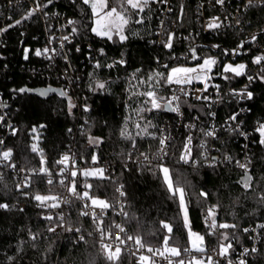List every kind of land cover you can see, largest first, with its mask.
Instances as JSON below:
<instances>
[{
  "label": "trees",
  "instance_id": "obj_1",
  "mask_svg": "<svg viewBox=\"0 0 264 264\" xmlns=\"http://www.w3.org/2000/svg\"><path fill=\"white\" fill-rule=\"evenodd\" d=\"M171 1V9L166 16L163 15L165 4L149 5L140 14L144 22L130 24L125 33L128 39L120 42L118 37L114 36L109 41L90 31L91 9L82 0H53L45 12L51 18L54 12L60 18L63 15L72 16L77 22L78 32L71 33L72 25L68 26L66 33L73 36L70 42H66L68 60L63 56L52 60L44 55H35L36 49L42 50L45 39L39 15L35 13L25 20L28 13L25 2L10 9L7 0H0V28H7L17 20L22 21L4 31L0 41V92L7 100L8 118L14 123L4 143L5 150H11L12 157L0 163V203L9 205L8 209H0V264H110L100 250L94 224L80 214L84 210L82 201L74 200L58 208H38L37 202L31 198L37 193L59 194L65 190L59 184L63 179L59 175L62 166L56 161L69 152L76 157L78 170L105 165L106 175L110 177L99 180L78 174V191H84V184L91 183L97 185L92 190L95 195L113 202L116 187L123 185L127 209L125 225L131 236H140L149 246L161 247L166 234L161 226V221H164L173 225L170 244L181 249L189 246L178 202L167 193L158 167L161 163L155 157L159 147V129L167 120L178 129L175 128L171 153L163 164L171 169L174 183L186 189L193 231L199 234L208 231L204 213L208 207L215 205L218 223L237 225L236 229L227 230L230 235L235 234L231 256L237 254L242 243H252V225L264 221V199H261L264 197V145L259 143V133L255 134L256 143L247 164L251 187L245 189L240 182L245 170L236 164L243 156L241 140L227 130L219 132L216 138L203 135L209 120V108L203 100L189 97H181L180 100L185 120H191L197 114V123L192 130L193 159L196 161L193 166L178 162L188 130L183 125L179 126L177 114L167 111L140 112L139 109L146 107L143 103L145 98L133 96L132 92L145 91L148 83L140 84L139 81H147V77L156 72L167 75L171 67L194 64L205 57L215 56L222 68L226 62L234 60L231 51L238 49L247 33L264 20V9L257 6L247 11L243 15L244 28H229L214 35L197 31L201 17L197 0ZM109 2L114 3V0ZM163 17L165 32L175 31L172 49L163 47L166 33L158 39V25ZM191 28L196 29L195 33L189 31ZM25 49L28 50V59L24 58ZM100 49H103V55ZM192 49L201 58L199 61L192 58ZM121 59L124 64L116 63ZM97 62L101 67H96ZM212 77L211 80L218 82L222 88L244 79V76H231L225 80L216 68ZM68 79L72 86L66 90L64 86ZM97 81L106 84L105 90L95 88ZM172 86L161 83L159 95L170 98ZM22 88L30 91L20 92ZM250 88L253 98L245 102L249 110L242 116L245 127L256 122L264 123V81L259 79ZM45 89L55 91L40 95V91ZM61 90L67 96L62 97L59 94ZM69 100L75 105L71 110ZM242 104L233 94L225 92L217 108L218 122L231 116ZM149 122L152 125L148 128L151 135L142 133L138 136L140 129L136 128V124L144 126ZM41 125L44 127L41 128ZM125 127L131 139L121 136ZM33 128L37 129V133L32 132ZM5 132L6 128L0 126V136ZM37 134L38 141L33 139ZM89 137L100 138L102 142L89 144ZM33 143L38 144L45 165L52 171V185L46 183V176L33 175V170L41 166L40 153L31 151ZM202 143L204 148H201ZM214 148L217 150L214 151ZM208 152H211V157L229 153L232 159L223 165L210 166L206 161ZM141 153L148 156L150 165L147 162L134 164L135 156ZM93 154L98 157L96 164L91 161ZM16 167L31 173L29 187L17 188ZM200 191L209 194L207 200L199 195ZM64 210L65 225L63 223L59 230L49 232L48 223L60 225L59 217ZM48 215L53 220L44 218ZM69 227L72 231L67 230ZM245 228L249 231H243ZM259 234L257 249L253 256L248 257L247 264H264V229H260ZM80 236L84 239L80 240ZM205 243L206 247L216 248L217 237L206 236ZM118 264H137V257L122 251Z\"/></svg>",
  "mask_w": 264,
  "mask_h": 264
},
{
  "label": "snow or ice",
  "instance_id": "obj_2",
  "mask_svg": "<svg viewBox=\"0 0 264 264\" xmlns=\"http://www.w3.org/2000/svg\"><path fill=\"white\" fill-rule=\"evenodd\" d=\"M53 0H47V3H43L42 0H35V6L31 8L27 15L24 17L25 20L31 18L34 16L37 12H43V10L48 7L49 4H51ZM75 2V0H73ZM84 5H88L91 9V15H92V26L90 28V31L95 34L98 37L106 38L107 40L111 41L113 40V37H118L120 42L125 41L128 39V36L125 34L126 30H128L130 24L136 23V24H142L144 22L143 17L140 16L141 13L145 12V9L148 8L150 0H114V3L110 6L109 0H82ZM215 3L224 5L225 0H215ZM253 4V0H248V5L251 6ZM43 14L46 16L47 13L43 12ZM137 17L134 19L133 17ZM22 21L17 20L15 21V24L8 25L7 28L0 29V32L7 31L8 28L14 27L15 25L20 24ZM76 21L68 20L67 24L72 25L71 27V33L75 34L78 32V28L75 26ZM161 24L163 25V21H161ZM222 26V22L220 20V17H214L212 18L208 24L207 29L209 30H215L219 29ZM167 39L162 41L163 47L172 49L173 47V39L174 34L173 33H166ZM253 40H255V37H253ZM68 41L70 42L69 35H64L60 38V48L63 49L64 42ZM51 43V41H49ZM244 44L241 43L238 45V48H243ZM55 53V48H48L45 47L43 50L36 49L35 55L36 56H49V52ZM79 51V49H77ZM192 58L195 60H200L201 58L198 57L195 54V49H192ZM101 55L104 54L103 49H100ZM233 54H239L238 50L234 49ZM25 59H28V50L25 49ZM51 58V57H49ZM254 64L261 65L264 64V54L258 55L253 58L252 61ZM116 63L124 64L125 61L121 59L120 61H117ZM114 65H107V67H113ZM96 67H101L100 63L97 62ZM165 68H168V65H164ZM246 65L244 63H240L238 65H233L231 63L224 64L222 68L218 64V60L214 57H205L202 59V62L198 63L196 66L188 67V66H176L171 67L165 75L162 72H156L154 75H150L147 77V81L140 80V84L148 83V87L145 91H133V96H142L144 97V105L145 108H141L138 111H167V112H175L180 114L181 113V94L184 96H188L190 93L187 90L185 86L192 85L194 82H200L204 84L203 91H207L208 89V81L213 79L211 73L213 72V69L216 68L217 71L221 74L222 78L225 80H228L231 78V76L240 77V76H247L248 81L251 83L255 79H260L264 81V67L260 69L261 75L259 76H253L246 73ZM226 74H231L226 75ZM135 78V77H133ZM155 81L154 83H152ZM161 83L167 84L169 86L176 85L177 89L174 91L173 95L165 99V97L159 95V87L161 86ZM219 87L218 85L216 86ZM95 88L99 90H105L106 84L104 82L97 81L95 84ZM20 92H26L30 91L29 89H19ZM48 91H55L54 89H45L40 91V95H47ZM199 91V90H198ZM62 97L67 96V93L63 90L59 93ZM233 95H238L242 98L246 97L247 99L253 98V93L250 91H247V86H245V89L236 92L233 90ZM197 100L204 99L208 100L209 98L207 96L201 97L199 95L196 96ZM150 105V106H149ZM72 107H75L71 103V100H69V110H71ZM85 111H87V108H85ZM239 113H235L232 116L229 117L231 121H236L237 116ZM4 120L3 116H0V121ZM151 123L141 126V124L137 123L136 128L140 129L139 132H137V135H141L142 133L145 135H151L148 132V128L151 127ZM41 128L44 127V125L40 126ZM191 127V126H189ZM15 129H13V134H15ZM70 131V130H69ZM161 132L159 139V156L162 159L164 156L168 155L167 152V145L169 141L171 140V137L168 135H164V130L159 129ZM256 132L259 133V143L261 145H264V123H260L259 127L255 129ZM33 133H37V129H32ZM121 136H124L125 138H129L130 134L128 133L127 127H125L121 131ZM245 137L247 136V133H241ZM206 137H214L215 132L214 131H205L203 133ZM156 138V137H154ZM34 140H39V135L33 136ZM89 144L92 145H98L102 141L100 138L97 137H89L88 138ZM192 142L193 138L189 135L186 137V141L183 146V150L179 156V161L183 164H192L195 166L196 161L193 159V150H192ZM0 143H3V141H0ZM133 148L136 147L135 142L133 141L132 144ZM205 144H201V148H204ZM31 151L33 153H40V167L39 169L33 170V175H41L46 176L47 180L46 183L48 185L53 184V179L51 175H49V168L45 166L46 161L43 156V152L41 149H39L37 143H33L31 145ZM143 156L144 162H147L149 165L151 164V161L149 160L148 156L144 153L140 154ZM12 157L11 150H5L0 154V161H9ZM226 160L231 161V157L227 156L225 157ZM71 161L72 167L69 168V162ZM91 161L93 164H96L98 162V157L93 154L91 156ZM57 164L61 165L60 168V174L64 176V179H61L59 181V184L66 188L68 195L67 196H61L59 194H34L31 198L37 202L38 208H58L60 204L69 205L74 202V200L79 201H85L83 205V209L81 211V215L83 216H91L93 223L96 225L97 231L100 233V250L104 254L105 259L110 262V264H118V262L121 260V253L124 250L122 248L123 245H125L126 241H133L136 249L135 251L129 250L128 254L135 256L138 252L140 255L137 258V264H157V257H160L161 259L167 261V264H221V261H226L227 264H233V261L229 259V257L232 254L233 243L232 241L235 239V234L232 233L231 235L227 230L229 229H236L237 225L227 222H220L217 221V206L213 205L212 207H208L205 211V224L207 225L208 231L205 234H199L193 231L191 221L189 218V211H188V200H187V192L184 187L179 186L178 184H175L172 177V171L169 167L165 166L163 163L159 164V171L162 174L164 185L166 188L167 193L169 194L170 198L173 200H176L178 202L179 207V216L182 220L183 228L187 231V238L189 241L190 246H185L183 249L181 247L176 246L174 244H170V240L172 239V233H173V225L168 222L161 221V226L164 230H166V234L163 237V243L161 247H153L149 246L145 241L142 240L140 236L133 237L131 235L125 234V236L122 238L121 233H125V229L119 225L116 224L115 228L118 229V232L115 234V236L112 235V229L111 227H107L104 225V213L109 208L113 207V205L106 199L100 198L99 196L95 195V193L92 191L97 185H93L91 183H85L84 184V191H78L77 190V176L78 174L82 175L85 178H94L99 180H107L110 177L106 175L107 169L96 167V168H89L84 169L82 171L78 170L76 167V162L73 157H70L68 154H64L62 158H60L58 161H56ZM215 164V157L211 158L210 166H214ZM236 164L239 168L244 169V175L241 178V183L245 187V189H248L251 187L250 181L251 176L248 174L247 168L248 165L246 163H241L240 161H236ZM13 168H15V165H11ZM23 171V170H21ZM69 177L71 178L69 180ZM66 181H68L66 183ZM31 184V179L29 177L24 178V187H29ZM17 188H20V185H17ZM123 185H119L116 187L115 191L119 194V196L123 197L125 196V192L122 190ZM51 192V189L49 190ZM27 195V193H25ZM199 195L201 197H204L205 200H207L209 194L205 191H200ZM261 199H264L262 197ZM9 205L6 203H0V209H8ZM88 209H92L91 212L88 211ZM96 209H99V212L96 211ZM121 212L124 215H127L126 212H123V208H121ZM45 219L51 221L53 220V217L51 215L45 216ZM65 217L61 215L59 217L60 225L63 226ZM258 228L264 229V224L257 225ZM55 227H50L48 229L49 232H55ZM68 231H72V229L69 227L67 229ZM76 231H79V229H76ZM243 231L248 232L249 229L245 228ZM206 236H216L217 237V247L211 249V253L209 254V250L206 247L205 238ZM32 239L35 240L36 236H32ZM80 240H83L84 237L80 236ZM106 240H111V243H106ZM141 250H146V252L150 255H145ZM256 248L253 247L251 249V252H255ZM193 252L200 253V256H194L191 255ZM249 253V249L245 248L243 250L242 256H246ZM183 255H186L189 257V259L181 258ZM215 257H219L220 259H216ZM238 264H246V260L241 258L238 261Z\"/></svg>",
  "mask_w": 264,
  "mask_h": 264
},
{
  "label": "built area",
  "instance_id": "obj_3",
  "mask_svg": "<svg viewBox=\"0 0 264 264\" xmlns=\"http://www.w3.org/2000/svg\"><path fill=\"white\" fill-rule=\"evenodd\" d=\"M47 0H42L43 3H46ZM198 1V8H199V12H201V17H200V21H199V25L197 28V31H204V32H210L214 35H217L219 33L225 32L227 29L229 28H236V27H243V22H244V14L249 11L250 9H252L253 7H261L264 9V0H253V4L251 6H247L248 5V0H225V4L224 5H220L215 3V0H197ZM25 2L27 4V11H29L31 8H33L35 6V0H7V4L8 7L10 9H13L15 6H18L20 3ZM160 4H165V9L163 10V15H167V13L170 11L171 9V0H150L149 5L154 6L155 3H159ZM148 5V6H149ZM43 12H45V9L43 10ZM43 12H37L36 14L39 15V17L41 18L43 25H44V34H45V39L42 45V50L45 47H48L50 49L55 48L56 52L52 53L51 51L49 52V56H45L46 58L52 59V60H56L58 57L63 56L66 60H68V55L66 54V42H64V47L63 49L60 48V38L64 35H69L70 41L73 39L72 34L70 33H66L67 29H68V25L67 21L68 20H74V18L72 16L70 17H66L65 15L60 17H57L59 14L57 12H54L51 15L49 13H47V15L45 16L43 14ZM214 17H220V20L222 22V26L219 29H215V30H209L207 29V24L208 22L214 18ZM56 18V22L54 23L53 20ZM53 19V20H52ZM161 21H163V25L161 24ZM0 29H4V26H2ZM194 28H191L189 31L191 33H195ZM170 33H175V31L172 29L169 31ZM165 23H164V17L163 19H160V23L158 25V39H162V37L165 35ZM180 34H183L182 32H180ZM3 35H4V31L0 32V41L3 40ZM253 37H255V40H253ZM49 41H51V43H49ZM244 44L243 48H238L236 50H238L239 54H233V51H231V55L233 57L234 60H232L231 62H233V64L238 65L240 63H244L247 67H246V73L253 75V76H259L260 74V69L262 67H264V64L261 65H257L254 64L253 58L264 54V20L261 21L260 24L256 25L252 30H250L247 33V36L242 40V42ZM216 58L215 56H211ZM212 75V73H211ZM242 77V76H240ZM259 79H255L253 82H249L247 79V76H244V79L241 80L238 84H234L231 86H227L226 88H222L221 85L213 80H209V85H208V89L207 91H203V88H200L198 85L202 84L200 82H194L192 85H188L185 86L187 88V90L189 91V95L188 96H184L181 94V97H189L191 99H196V96L199 95L201 97H205L207 96L209 99L208 100H204V99H200L203 100L208 108H209V120L208 123L205 127V131H214L215 132V136L211 137V138H216L219 134V132L221 131H231L234 132L237 135V138L241 140V152L243 153V156L238 160L241 163H246L248 164V160H249V154L250 151L253 148V145L256 143V139H255V134L257 133L255 131L256 128L259 127L260 122H256L255 124H253V126H249V127H245L244 126V120L242 118V116H244L249 108L248 105L245 103L247 102L249 99H247L246 97L242 98L238 95H234L239 101L243 102V104L235 111L233 112V114L235 113H239V115L237 116L236 121H231L229 119V117H227L225 120L218 122L217 118H216V113H217V108L221 102V97L225 92H228L230 94H233V90H235L236 92H239L243 89H245V86H247V91H250L253 93L252 89L250 88V85L253 84L254 82L258 81ZM71 80L68 79L65 82V88L66 90L70 89L72 84H71ZM219 86L218 88L216 86ZM177 89L176 85L172 86V94L173 95L174 91ZM199 90V91H198ZM6 102L7 100L3 98L1 92H0V116L4 117V120L0 121V126H3L6 128V132L1 133L0 136V141H3V143H0V154H2L3 151H5L4 148V143H5V138L8 135V133L11 132V128L13 127L14 123L12 122V120L10 118H8V110L6 109ZM181 105V103H180ZM175 113V112H174ZM177 114V122L179 124V126L183 125L184 128L186 130H188V134L187 137L190 135L192 137V130L193 128L196 126L197 123V114H195L193 116V119L191 120H185V112L184 109L181 105V113ZM232 114V115H233ZM231 115V116H232ZM191 126V127H189ZM178 126H174V124L172 122H170L169 120H167L166 122H164L161 126V129L164 130V135H168L171 137V140L169 141L168 145H167V152L168 155L171 153V143L173 141V139L175 138V128ZM178 129V128H176ZM241 133H247V136L245 137L244 135H242ZM161 135V132H160ZM192 147V145H191ZM159 149H160V145L156 151L155 157L157 159L158 162L163 163L165 158L168 156H164L162 159L159 156ZM183 150V149H182ZM193 150V147H192ZM217 148H214V151H216ZM216 153V152H214ZM68 154L70 157H73L76 165H77V160L76 157L74 156L73 153H65ZM145 154V153H144ZM213 154V153H212ZM64 155V154H63ZM61 155L58 160L60 158H62ZM146 155V154H145ZM209 158L206 160L207 163L210 165V161H211V152H208ZM230 156L229 153H225L223 156H219L216 155L215 157V164L214 165H223L227 160L225 159V157ZM3 161H0V163H2ZM144 162L143 156L141 155H136L134 158V164H141ZM46 166V165H45ZM103 168L105 167V165H100ZM48 167V166H46ZM71 161L69 162V168H71ZM49 168V167H48ZM23 170V171H21ZM49 175L52 176V171L49 168ZM59 175L61 177L62 176L60 174V170H59ZM16 177H17V185H20V188H24V178L25 177H31V173L24 169V168H17L16 167ZM31 179V178H30ZM123 190V189H122ZM59 195L61 196H67L68 192L65 188V190L61 193H59ZM110 202V201H109ZM83 205L85 203V201H82ZM113 207L109 208L108 210L105 211L103 219H104V225L107 227H111L112 229V235L115 236V234L118 232V229L115 228L116 224L121 225L124 229H125V233H121L122 238L125 236V234L127 235H131L128 231L127 226L125 225V218L127 215H124L121 212V208H123V212L127 213V209L125 207V199L124 196L121 197L119 196V194L116 192V197L114 199L113 202H110ZM24 204L22 203V206ZM62 207L66 206L65 204H60ZM89 212L92 211V209H88ZM97 212H99V209H96ZM66 215V211H63V216ZM205 216V213H204ZM93 223L92 217L89 215L87 216ZM94 224V223H93ZM259 224H264V221L258 222L255 225H252V230H253V235H252V243L250 244H243V246L240 248V250H238L237 254L232 257L233 259H231L233 261V264H238L239 259L243 258L246 260V264H247V259L249 256H253V254H250V249H252L253 247H255L257 249V243L259 240V230L260 228L257 227V225ZM65 225V222H64ZM48 227H55L56 230H59L62 226L56 225L53 222H49L48 223ZM55 230V231H56ZM94 234L97 238V241L100 245V233L97 231L96 229V225L94 224ZM106 243H111V240H106ZM122 248L124 249L123 251L125 252H129V250L131 251H135L136 246L134 244L133 241H126L125 245L122 246ZM209 250V254L211 253V249H213L214 247L210 246L207 247ZM247 248L249 249V253L246 256H242L243 254V250ZM143 252V254L145 255H150L146 252V250H141ZM140 255V253L138 252L135 256L132 257H137ZM191 255L194 256H200V253H195L193 252ZM184 259H189L188 256L183 255L182 257ZM216 259H220L219 257H215ZM157 260V264H167V261L161 259L160 257L156 258ZM221 264H227L226 261H221Z\"/></svg>",
  "mask_w": 264,
  "mask_h": 264
},
{
  "label": "rangeland",
  "instance_id": "obj_4",
  "mask_svg": "<svg viewBox=\"0 0 264 264\" xmlns=\"http://www.w3.org/2000/svg\"><path fill=\"white\" fill-rule=\"evenodd\" d=\"M113 3H111L110 4V6L112 5ZM200 62H202V60L201 61H199V62H197V63H194V64H180V65H177V66H188V67H193V66H196L198 63H200ZM228 63H231V64H233V62H231V61H228V62H226L225 64H228ZM234 66H235V64H233ZM176 67V66H175ZM208 83V85H209V81L207 82ZM200 88H204V84H200V85H198ZM96 167H101V168H103L102 166H100V165H95V166H92V167H88V168H85V169H89V168H96ZM197 233V232H196ZM243 244L244 243H242V245H241V247L243 246ZM190 246V245H189ZM240 247V248H241ZM240 248L238 249V250H240ZM255 254V252H251V249H250V254ZM229 259H233L232 258V256H230L229 257Z\"/></svg>",
  "mask_w": 264,
  "mask_h": 264
}]
</instances>
